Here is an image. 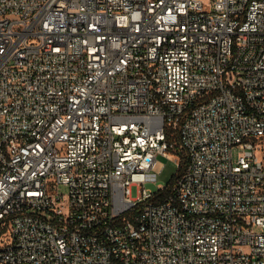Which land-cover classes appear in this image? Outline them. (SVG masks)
Listing matches in <instances>:
<instances>
[{
    "label": "built area",
    "instance_id": "1",
    "mask_svg": "<svg viewBox=\"0 0 264 264\" xmlns=\"http://www.w3.org/2000/svg\"><path fill=\"white\" fill-rule=\"evenodd\" d=\"M0 264H264V0H0Z\"/></svg>",
    "mask_w": 264,
    "mask_h": 264
},
{
    "label": "rangeland",
    "instance_id": "2",
    "mask_svg": "<svg viewBox=\"0 0 264 264\" xmlns=\"http://www.w3.org/2000/svg\"><path fill=\"white\" fill-rule=\"evenodd\" d=\"M239 150L238 148H234V159L238 157ZM160 166H164L161 174L158 177L157 183H147L145 187L153 192L158 190V185H162L164 187H169L171 183L174 181L176 174L179 171V166L176 162L170 161L166 158H159ZM138 195V187L134 186L132 188V196L137 197Z\"/></svg>",
    "mask_w": 264,
    "mask_h": 264
},
{
    "label": "trees",
    "instance_id": "3",
    "mask_svg": "<svg viewBox=\"0 0 264 264\" xmlns=\"http://www.w3.org/2000/svg\"><path fill=\"white\" fill-rule=\"evenodd\" d=\"M186 163H187V162H186L185 160L182 162V164H181V170H183V169L185 168ZM179 171H180V169H179ZM179 171H178V172H179Z\"/></svg>",
    "mask_w": 264,
    "mask_h": 264
}]
</instances>
